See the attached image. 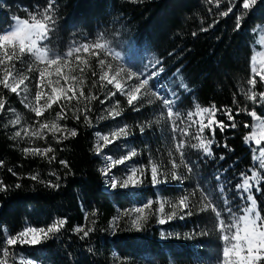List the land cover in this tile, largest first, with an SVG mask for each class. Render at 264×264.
Segmentation results:
<instances>
[{
    "label": "trees",
    "instance_id": "obj_1",
    "mask_svg": "<svg viewBox=\"0 0 264 264\" xmlns=\"http://www.w3.org/2000/svg\"><path fill=\"white\" fill-rule=\"evenodd\" d=\"M44 2L45 0H0V26L9 23L11 14L23 16V7L31 8ZM60 6L62 16L53 41L58 52H66L80 43L94 42L101 36L110 40L111 30L122 27L134 44L147 48L157 56L168 76L179 72L184 83L189 85L187 90L177 88V93L186 105L181 109L190 110V106L196 103L201 106L215 103L217 108L232 107L235 115L234 94L241 107L247 105L249 110L254 107L250 101L245 100L240 89L249 87L247 79L253 75L251 58L254 50H261V45L256 43V28L264 22V0H260L246 17L239 31L233 29L235 16L242 10L240 0H236V7L228 17L216 15L228 6V0H221L219 7L215 0L211 3L209 0H143L138 3H131L130 0H60ZM215 20H219V23L207 32L200 30ZM194 32L195 36L192 34ZM95 79L98 80V76ZM256 79V90H264L258 75ZM85 80V95L99 96V99L91 102L92 111L89 115L93 126L84 124L82 114L79 120L72 117L77 106L76 101H72L70 110L68 106L65 107L67 118L60 123L67 128H75L78 135L63 140L60 144L55 142L50 133L47 134V143L45 140H35L31 144L27 140H10L9 137L19 126L14 128L9 124L4 127L8 120L14 118V114L8 111L9 107L20 113L23 125L34 124L36 117L30 109L24 107L16 94L0 86V94L8 101L5 106L7 115H0V161H3L0 180L11 186L10 191L0 193V225L7 226L14 234L29 224L45 226L56 219L67 218V224L55 239L31 248L25 246L21 249L17 245L19 254L26 259L35 260L36 264H197L204 260L218 261L221 244L216 239L212 241L205 238V234L201 237L191 234L201 229L206 235H209L208 230L212 236L215 235L216 230L206 223V217L212 215L210 212L183 220L174 219L165 225H160L156 216H152L141 232L130 227L131 221L127 217L117 222L115 231L112 225L123 211L140 207L149 199L174 201L182 191L186 194L192 191L198 193L201 188L212 190L214 197L220 195L218 185L223 183L224 176H232L241 170L247 171L253 166V147L243 140L244 135L251 133L253 118L242 112L237 117L238 127L228 129L223 136L217 128L216 138H226L234 151L228 152L214 146V152L217 155L224 153L225 160L201 164L192 176L182 182L183 188H180L178 182L152 187L149 176L142 187L112 190L107 178L100 172L104 166V154H112L115 158L121 154L119 145L127 144L140 151V155L128 164L144 165L149 159L167 163V151L162 148L165 137L160 127L152 121L150 105L145 103L140 112H135L127 106L126 98L119 93L101 104L100 101L105 100V94L111 86L101 90L97 84L93 88L90 72ZM115 101H119L123 109L122 115L116 120L98 122L97 116L107 115L105 110ZM60 107V104L53 105L39 119L43 121L55 118ZM255 108L257 112L264 114V105H257ZM217 118L228 123L219 113ZM121 122L131 126L134 135L127 141H118L105 148L97 156L93 151L96 142L94 134L106 133ZM244 122H248V128L243 127ZM140 124L150 125L143 134L138 130ZM206 134L208 135L207 130ZM49 144L55 148L57 157L51 164L42 157L25 158L22 152L24 147H47ZM188 151L195 159L194 150ZM61 159L68 161L73 175L65 177L68 169L59 163ZM229 165L233 167L222 174L221 181H216V169ZM125 167L126 165L117 166L113 173L122 177ZM8 168H12L23 178L13 176ZM53 170L61 176L59 190L45 187L28 178L38 172L41 179L56 182L55 176L49 175ZM16 183H20L22 187L15 189ZM222 195L227 197L232 193L226 191ZM257 199L264 209V193L259 194ZM157 209L158 203L154 202L152 212H157ZM93 211L97 215L92 216ZM169 211L170 207L166 205L165 212ZM85 224L96 230L89 238L81 240L73 229ZM198 242L202 243L200 248L196 246ZM89 248L92 252L88 251ZM18 261L19 256L17 264Z\"/></svg>",
    "mask_w": 264,
    "mask_h": 264
},
{
    "label": "snow or ice",
    "instance_id": "obj_2",
    "mask_svg": "<svg viewBox=\"0 0 264 264\" xmlns=\"http://www.w3.org/2000/svg\"><path fill=\"white\" fill-rule=\"evenodd\" d=\"M130 2L138 3L143 0H130ZM211 2L212 0H209V3ZM215 2L219 7L221 0H215ZM259 2L260 0H240L242 10L235 16L234 31L242 28L246 17L251 14ZM60 7V0H45L43 4L37 3L31 8L23 7V16L11 14L9 23L0 26V86L16 94L24 107L30 109L36 117L34 124L23 125L20 113L15 108L9 107L8 111L14 114V118L8 120L4 127L9 124L14 128L19 126L18 130L9 137L10 140H27L30 144L35 140H45L47 143V134L50 133L55 142L60 144L63 140L76 137L78 132L75 128H67L60 123L61 120L67 118L65 107L68 106L70 110L72 101H76L77 105L75 111L72 112V117L79 120L82 114L84 124L92 127L93 122L89 115L92 111L91 102L99 99V96L85 95L83 90L86 87L85 77L90 72L93 78V88L97 84L100 85L101 90L106 86H111L105 94V100L100 101L101 104L115 97L117 93L126 98L127 106L133 108L135 112H140L145 103L155 104L156 109L153 110L160 112L155 123H165L172 133L170 139L173 141V147L167 153V163L149 159L144 165L128 164L140 155V151L127 144L119 145L121 154L115 158L112 154L105 153L104 166L100 172L107 178L112 190L142 187L149 176V183L152 187L166 186L171 182L182 183L192 176L194 170L199 169L201 164L224 161L225 154L217 155L214 152V146L224 148L228 152L234 149L230 147L226 138L222 140L216 138V130L218 128L223 136L228 129H236L239 124L237 117L242 112L256 122L251 133L243 136L244 142L248 144L254 141L257 147L264 142V118L258 115L255 108L257 105H264V90H256L257 75L261 86L264 87V53L261 54L258 67L253 62L251 68L253 75L247 79L249 87L240 89L245 100L250 101L254 106L251 110L247 105L241 107L237 104L234 94L235 115L232 107L217 108L215 103L210 106H201L196 103L190 106V110L182 112L181 108L186 105L181 95L175 89H172L169 95L159 90L156 83H153L154 79L164 72L162 66H157L160 64L159 61L152 65L155 71L148 72L146 75L138 74L123 66L114 68L108 57H111L113 61L118 60L120 59L119 53H114L102 37L91 43H80L66 52H58L53 46V41L56 38L62 16ZM235 7L236 0H228V6L216 15L228 17ZM216 23H219V20L213 21L212 24L200 30L207 32ZM192 34L196 35L195 32ZM92 58L96 61L98 71L90 63ZM18 64L20 68L17 67ZM33 72L38 73L37 90L34 99L30 100L29 86L26 81L33 79L28 75ZM97 76L98 80L95 79ZM178 87L187 90L189 85L181 83ZM6 103L8 101L3 94H0V115H7ZM57 104L61 107L55 118L43 121L39 119ZM105 111L107 115L97 116L98 122L107 119L116 120L123 113L119 101H115ZM218 113L225 117L228 123H225L223 119H218ZM149 126L148 124L138 125L139 133L143 134ZM243 127L248 128V122H244ZM206 130L208 135H205ZM94 135L96 142L93 151L100 156L105 148H109L118 141H127L134 133L131 126L121 122L106 133L96 132ZM189 149L194 150L195 159L190 155ZM256 150V147L251 148L253 166L247 171L241 170L232 176H224L223 183L218 185L220 195L214 197L212 190L201 188L198 193L195 191L188 194L181 192L179 198L174 201L149 199L140 207L123 211L113 221V231L117 227V222L125 217L130 219L132 229L141 232L152 216H156L160 225H165L174 219L183 220L186 217L210 212L212 215L206 217V223L211 224L212 228L217 231L218 239L222 241V255L218 258L219 264H264V214H262L264 209L261 208L257 199L259 194L264 193V186H262L264 185V148H259L258 155L255 154ZM55 151L50 144L47 147H24L22 149L25 158L42 157L49 164L57 159ZM59 163L68 169L65 177L73 175L67 160L61 159ZM121 165H126L122 177L113 173V169ZM0 167H3V161H0ZM232 167L233 165L217 168L214 179L221 181L222 174L227 173ZM8 171L13 176L23 178L19 177L12 168H8ZM110 173L113 174L110 175ZM49 175L55 176L56 182L41 179L38 172L28 178L45 187L59 190L61 176L55 170L49 172ZM21 187L20 183L14 185L15 189ZM10 190L11 186L0 180V193ZM166 190L161 189V191ZM226 191L231 192L232 195L224 197L222 194ZM237 200L239 203H236L234 208L232 205ZM154 202L158 203L157 212H152ZM166 205L170 207L167 213L165 212ZM91 215L95 216L97 212L93 211ZM85 219L87 220V217ZM92 223L94 224L95 221ZM66 224L67 218H59L45 226L26 225L14 234L8 230L7 226L0 225V264H17L18 256V264H36L35 260L26 259L25 256L20 255L17 245L21 249L25 246L31 248L42 245L48 240L55 239ZM95 230L94 227L86 224L77 225L73 229L81 240L89 238ZM203 234L205 233L201 232V235ZM88 251L92 252V249L89 248Z\"/></svg>",
    "mask_w": 264,
    "mask_h": 264
},
{
    "label": "rangeland",
    "instance_id": "obj_3",
    "mask_svg": "<svg viewBox=\"0 0 264 264\" xmlns=\"http://www.w3.org/2000/svg\"><path fill=\"white\" fill-rule=\"evenodd\" d=\"M257 29V36H256V43H259L261 45V50L256 49L253 52L252 58H251V63L253 65V62L256 63V66H259V59L261 57V54L264 53V22L261 23L259 25V27L256 28ZM128 33L125 32L124 29H122V27L119 28H115L112 29L110 32V40L107 39L106 36L103 37V39L105 41H107V43L109 44V47L112 49V51L114 53H119L120 59L113 61L111 57H108V60L110 62L113 63L114 68L117 66H123L125 68H129L132 71L137 72L138 74H147L148 72H152L155 71V68L152 67L153 64L156 63V61L160 60L157 58V56L151 52L150 50H148L145 47L142 46H137L136 44H134L129 36H127ZM102 37V36H101ZM100 37V38H101ZM99 38V39H100ZM75 47V46H74ZM27 59V58H25ZM90 63L93 65L94 68H96V61L95 59H90ZM96 65V66H95ZM159 66L161 65V62ZM18 68H20L21 66L18 64L17 65ZM29 76L33 77V79L26 81V83L29 86V98L30 100L34 99V95H35V91L36 89V79L38 78V73L33 72V73H29ZM63 83V81H62ZM153 83H156L157 88L161 91H165L167 92L169 95H171V90L175 89L177 91L178 85L181 83H184L183 79L181 78V75L179 72H176L175 74L168 76L166 74V72L164 71L163 73L160 74L159 77H156L153 81ZM41 103H43V101H41ZM151 106V118L152 121L155 122V120L158 118V116L160 115V112L158 110H153L156 109V105H150ZM182 112H186L188 110L185 109H181ZM258 115H261L262 118H264V114H261L259 112H257ZM255 120L253 119V124H252V130H253V125L255 124ZM160 127V130L162 131L163 136L165 137L164 140V146L162 148H164L167 153L169 151L172 150L173 147V141L170 139L172 133L170 131V128L165 124V123H161V124H156ZM251 130V131H252ZM205 135L206 131H205ZM249 144H251L252 147H256V155H258L259 153V148H264V142H262V144L260 146H255L254 141L253 142H249ZM186 181V180H185ZM184 182V181H183ZM178 184L180 185V188H183L181 185V182H178ZM184 184V183H183ZM183 190V189H182ZM187 190V188H186ZM184 194H186L185 191H182ZM239 203V201H234L233 203V207L235 208V204ZM205 230V228H203ZM201 232H203L201 229H198L197 231H193L191 234H198L199 237H201ZM209 235H206L205 233V238H208L209 240L215 241V239L217 240L216 242H219V244H221L220 247V255H222V241L218 239V235H217V231L215 232V235L212 236L211 233H209V230L207 231ZM204 233V232H203ZM200 242L197 243V248L201 247ZM197 264H219V260H204V261H199V263Z\"/></svg>",
    "mask_w": 264,
    "mask_h": 264
}]
</instances>
